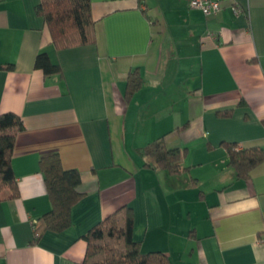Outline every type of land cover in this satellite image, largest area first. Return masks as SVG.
Returning a JSON list of instances; mask_svg holds the SVG:
<instances>
[{
	"label": "crops",
	"instance_id": "crops-1",
	"mask_svg": "<svg viewBox=\"0 0 264 264\" xmlns=\"http://www.w3.org/2000/svg\"><path fill=\"white\" fill-rule=\"evenodd\" d=\"M39 2L0 1V114L24 124L19 196L0 201V264H82L90 229L123 206L141 251L169 264H264V162L241 180L227 147L264 148V0L212 16L188 0H91L96 42L64 50ZM41 51L61 75L35 68ZM132 71L143 84L128 95ZM159 139L188 170L146 165L140 149ZM53 153L79 171L84 196L69 228L36 241L52 208L39 161Z\"/></svg>",
	"mask_w": 264,
	"mask_h": 264
},
{
	"label": "trees",
	"instance_id": "trees-1",
	"mask_svg": "<svg viewBox=\"0 0 264 264\" xmlns=\"http://www.w3.org/2000/svg\"><path fill=\"white\" fill-rule=\"evenodd\" d=\"M35 11L47 24L56 50L96 42L91 0H40ZM35 68L42 70L45 76L62 74L61 65L54 62L47 51L37 55ZM142 84L139 72L132 71L127 82V94L132 95ZM223 115L229 116L230 113ZM23 129L19 115L12 112L0 114V201L5 199L7 192L9 198L19 196L12 158L17 134ZM227 147L229 164L241 180H248L251 172L264 162V148L237 150L234 144ZM140 153L146 159V165H152L169 175L176 176L188 170L183 165V151L169 148L162 139L140 149ZM39 168L52 208L34 228L36 241L46 231L61 232L69 228L72 209L84 196L80 189L79 171L65 169L59 154L43 156ZM133 221L132 208L123 206L92 227L85 237L87 250L82 264H169L168 257L162 252L141 251L140 242L133 238Z\"/></svg>",
	"mask_w": 264,
	"mask_h": 264
},
{
	"label": "built area",
	"instance_id": "built-area-1",
	"mask_svg": "<svg viewBox=\"0 0 264 264\" xmlns=\"http://www.w3.org/2000/svg\"><path fill=\"white\" fill-rule=\"evenodd\" d=\"M226 1H232L231 9L233 12L238 15L241 12V8L238 6L236 0H188L189 8L192 10H199L201 11L205 16H212L216 13H218L222 7L224 2ZM212 37H216L215 34H210ZM35 223L33 227H36Z\"/></svg>",
	"mask_w": 264,
	"mask_h": 264
}]
</instances>
